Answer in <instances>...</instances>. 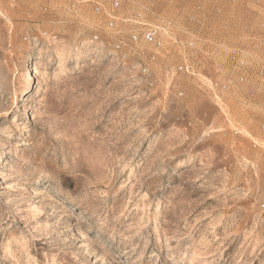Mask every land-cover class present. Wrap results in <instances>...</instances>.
I'll use <instances>...</instances> for the list:
<instances>
[{
	"label": "rangeland",
	"instance_id": "obj_1",
	"mask_svg": "<svg viewBox=\"0 0 264 264\" xmlns=\"http://www.w3.org/2000/svg\"><path fill=\"white\" fill-rule=\"evenodd\" d=\"M0 264H264V0H0Z\"/></svg>",
	"mask_w": 264,
	"mask_h": 264
},
{
	"label": "bare ground",
	"instance_id": "obj_2",
	"mask_svg": "<svg viewBox=\"0 0 264 264\" xmlns=\"http://www.w3.org/2000/svg\"><path fill=\"white\" fill-rule=\"evenodd\" d=\"M0 163H1V165L4 164V162H2V160H0Z\"/></svg>",
	"mask_w": 264,
	"mask_h": 264
}]
</instances>
